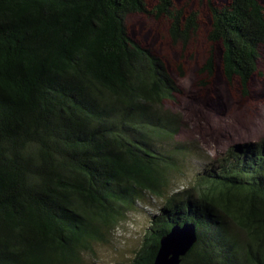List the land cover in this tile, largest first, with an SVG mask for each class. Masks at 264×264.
Segmentation results:
<instances>
[{
  "label": "trees",
  "instance_id": "16d2710c",
  "mask_svg": "<svg viewBox=\"0 0 264 264\" xmlns=\"http://www.w3.org/2000/svg\"><path fill=\"white\" fill-rule=\"evenodd\" d=\"M205 5L206 38L245 95L264 4ZM135 12L167 18L173 42L197 28L198 13L173 0H0V264H94L83 255L145 193L162 206L128 264H152L159 236L186 221L197 239L179 264H264V139L232 145L216 168L168 191L187 151L180 117L164 107L178 87L128 34ZM214 66L210 49L201 70Z\"/></svg>",
  "mask_w": 264,
  "mask_h": 264
},
{
  "label": "rangeland",
  "instance_id": "374dc122",
  "mask_svg": "<svg viewBox=\"0 0 264 264\" xmlns=\"http://www.w3.org/2000/svg\"><path fill=\"white\" fill-rule=\"evenodd\" d=\"M225 1L214 0L216 4ZM259 1L264 4V0ZM144 2L151 9L156 0ZM173 6L198 13L197 28L186 43L171 40L165 17L137 12L125 17L128 34L162 58L178 87L175 99L165 102L164 107L180 117L176 141L185 143L187 151L176 156L178 165L171 173L168 188L171 193L188 187L197 173L216 168L232 145L264 139V43L260 46L257 71L244 95L237 78L227 80L222 74L221 46L211 45L206 38L209 15L205 0H173ZM210 49L215 66L208 75L201 69ZM161 206V199L143 194L110 229L105 240L93 244V255H83L84 260L94 264L130 263L149 233L152 216L159 213Z\"/></svg>",
  "mask_w": 264,
  "mask_h": 264
},
{
  "label": "water",
  "instance_id": "95a60500",
  "mask_svg": "<svg viewBox=\"0 0 264 264\" xmlns=\"http://www.w3.org/2000/svg\"><path fill=\"white\" fill-rule=\"evenodd\" d=\"M196 239V230L192 222L172 224L167 232L159 236L152 264H179Z\"/></svg>",
  "mask_w": 264,
  "mask_h": 264
},
{
  "label": "bare ground",
  "instance_id": "6f19581e",
  "mask_svg": "<svg viewBox=\"0 0 264 264\" xmlns=\"http://www.w3.org/2000/svg\"><path fill=\"white\" fill-rule=\"evenodd\" d=\"M259 130H261V129H259ZM259 130H258V132H259Z\"/></svg>",
  "mask_w": 264,
  "mask_h": 264
},
{
  "label": "flooded vegetation",
  "instance_id": "af4514ba",
  "mask_svg": "<svg viewBox=\"0 0 264 264\" xmlns=\"http://www.w3.org/2000/svg\"><path fill=\"white\" fill-rule=\"evenodd\" d=\"M216 3V2H215ZM219 4V3H218Z\"/></svg>",
  "mask_w": 264,
  "mask_h": 264
}]
</instances>
